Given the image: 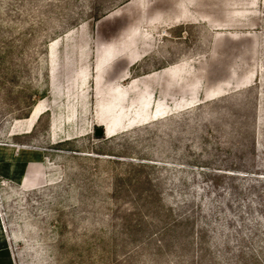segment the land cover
Segmentation results:
<instances>
[{"label": "rangeland", "instance_id": "374dc122", "mask_svg": "<svg viewBox=\"0 0 264 264\" xmlns=\"http://www.w3.org/2000/svg\"><path fill=\"white\" fill-rule=\"evenodd\" d=\"M9 154L17 264H264V0H0Z\"/></svg>", "mask_w": 264, "mask_h": 264}, {"label": "crops", "instance_id": "0c3cea01", "mask_svg": "<svg viewBox=\"0 0 264 264\" xmlns=\"http://www.w3.org/2000/svg\"><path fill=\"white\" fill-rule=\"evenodd\" d=\"M40 107L42 109L41 104ZM19 156H20L19 154H9V155H4V157H0V177L5 180L18 181L21 187L23 189H26L32 187V183H33L32 179H30L31 177L28 178V176L26 175V172H22V174L10 175L3 168L4 167L3 164L7 162L9 164L11 162L20 163V164L23 163L22 159ZM12 239L13 237L10 236L9 233L4 228L2 217L0 214V264H17L16 256L12 248V243H11Z\"/></svg>", "mask_w": 264, "mask_h": 264}, {"label": "water", "instance_id": "95a60500", "mask_svg": "<svg viewBox=\"0 0 264 264\" xmlns=\"http://www.w3.org/2000/svg\"><path fill=\"white\" fill-rule=\"evenodd\" d=\"M103 134H105V129L103 128V127H98L97 129H96V135H103Z\"/></svg>", "mask_w": 264, "mask_h": 264}, {"label": "bare ground", "instance_id": "6f19581e", "mask_svg": "<svg viewBox=\"0 0 264 264\" xmlns=\"http://www.w3.org/2000/svg\"><path fill=\"white\" fill-rule=\"evenodd\" d=\"M39 108H40V105L37 106L35 113L33 114L34 118L37 117V115L39 113Z\"/></svg>", "mask_w": 264, "mask_h": 264}, {"label": "built area", "instance_id": "2783aa9c", "mask_svg": "<svg viewBox=\"0 0 264 264\" xmlns=\"http://www.w3.org/2000/svg\"><path fill=\"white\" fill-rule=\"evenodd\" d=\"M1 207V206H0Z\"/></svg>", "mask_w": 264, "mask_h": 264}]
</instances>
